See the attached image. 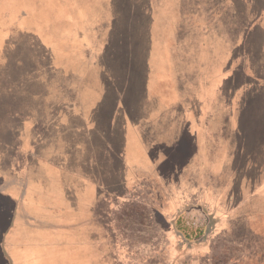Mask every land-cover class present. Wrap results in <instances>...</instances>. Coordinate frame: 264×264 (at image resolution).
I'll return each mask as SVG.
<instances>
[{
  "label": "rangeland",
  "instance_id": "rangeland-1",
  "mask_svg": "<svg viewBox=\"0 0 264 264\" xmlns=\"http://www.w3.org/2000/svg\"><path fill=\"white\" fill-rule=\"evenodd\" d=\"M177 1L0 0V184H11L0 198V264H134L135 251L142 264H264V0H182L178 34ZM71 18L72 35L91 43L76 63L62 33ZM197 18L207 26L199 42ZM210 29L229 40L214 42ZM118 41L143 55L141 72H88L91 54L104 46L108 59ZM170 41L182 69L168 96L149 82V60ZM222 41L233 49L220 52ZM202 43L208 56L190 53ZM78 63L80 77L67 75ZM189 72L198 78L184 82ZM183 133L222 173L212 161L196 184L186 159L165 172L176 181L158 184L150 168L159 157L168 165L164 144ZM161 187L167 208L153 221ZM106 196L110 210L98 203ZM188 215L203 225H185Z\"/></svg>",
  "mask_w": 264,
  "mask_h": 264
},
{
  "label": "crops",
  "instance_id": "crops-1",
  "mask_svg": "<svg viewBox=\"0 0 264 264\" xmlns=\"http://www.w3.org/2000/svg\"><path fill=\"white\" fill-rule=\"evenodd\" d=\"M181 1L182 0L177 1V4L172 9L173 13H176V16H177V22L176 23L174 22L172 24V28L177 27V31H178L177 34L179 33L180 28L182 27L181 31H183L185 25L187 24V22L185 21V17L183 16L184 12H182V5L184 6V4ZM198 13H201V11L199 10ZM202 13H203V11H202ZM71 20H72V18L68 19V20H64V27H63L64 30L62 33L66 34V35H70L69 42H70V44H72V47H70V49L67 51H68V53L70 52L71 56H73L74 59H76L75 57L77 56V60L71 62V63H76V61L80 62L81 59H79V57L82 56L78 52H76L77 50H80L77 47L82 48L80 50L82 53L84 51L83 48L86 50H89L91 48V47H89V44H91V43L89 42L88 39L81 40L79 37H75L72 35L74 30H76V27H75V24L73 22H71ZM193 23L195 25L193 27L197 28L199 31V32H197L198 41L196 40L197 38H194L193 42L202 41L207 36V33H206L207 32L206 31L207 26H206L205 32H204V30L201 27V25H204V23H202L201 21L198 22V18L193 20ZM205 25H206V23H205ZM162 27H164V26H162ZM166 28H167V31L171 34L170 27L166 26ZM214 29H215V26H214ZM65 30H67V31H65ZM164 30H166L165 27H164ZM210 31L212 32L213 35H215L214 42L215 41L218 42L219 40H229L228 38L221 36L220 31H213L211 29H210ZM216 34L218 36H216ZM182 39H183V45H186V40H189V42H192L191 37L183 36ZM222 42H223V45L219 47L220 52L225 53V52H228V50L233 49V47L230 48L229 45L231 43L229 44L228 41H222ZM235 43H237V39L235 40ZM117 44L119 47H109V49L112 52H109L108 59H106L104 57V51H103L104 46H103V48L99 47L101 45L100 42H97V44H94L92 47L94 49V51L101 48L102 53H100V55H99V53L91 54V58H90L91 60H90V63H88L89 66H87L88 72L91 71L95 74V72L97 71V74L103 73L104 76H109L110 78L118 77L122 74H127L128 76L138 75V73H140L142 70V65H143V61H144L143 55L139 54V57H138V54L136 55L132 51V48L131 49L129 48L128 44H125L124 46L121 45V41H118ZM75 48H76V50H74ZM165 50H166V52H162V55H161L162 57L155 56L149 60L150 61L149 75H154L156 77V80H149V82L161 84L163 86V89L166 90L168 96H171L172 92H175L176 90L179 89V84H180L179 81L180 80H174V75L176 72L181 71L182 67L180 68V66H179V52L178 53L176 52V43H175V45L172 46V41L168 42ZM189 50H191L190 53H192L193 55H196V56H200L201 54H205L206 56H208L207 43H205V44L202 43L200 45V48L195 47V48H193V49L191 48ZM164 55H166V61L164 60ZM101 57H103V59H104V66H100L99 69L96 70L97 66H96V64H94V62L101 60L100 59ZM197 61L199 62V58L197 59ZM68 62H70V61H68ZM190 63H191V60L189 59V64ZM183 64H185V65L187 64V60H186L185 56H184ZM78 66H80L79 63L77 65L73 66V68L69 72H67V75L70 74V76H72V77H78L80 75V73H75V68ZM137 66H140V69ZM60 70L63 71L62 68H60ZM157 74L160 75L159 79L157 77ZM190 76H194L196 79L198 78L196 73L189 72V75L185 76V78H183L184 82H186V81L189 82L191 80ZM184 135L185 134L183 133L182 136H180L176 140H174L173 146L164 144L167 147L166 148V155H167L166 162L168 163V165H167L168 169L169 170H177V167H178L179 163L182 162V160L185 161L186 159H190V162L195 164L196 168L201 167L200 169H208L210 171L209 164L212 161H213L214 165L216 163L215 162L216 159L213 156V154L203 155L202 150L200 149V146L197 144V142L195 140L193 141L191 139L190 140L185 139L186 137H183ZM185 140H187V141H185ZM159 147H160V145H159ZM160 148L163 149L162 147H160ZM172 157H173V159H172ZM24 159H25V157H24ZM161 159L164 160L163 158H161ZM161 159L159 157L156 161L155 166H153V165H152L153 167L151 166V168H150L151 172L154 171V170H152L154 167H156V169H157L158 164L160 162H162ZM14 160H15V158H14ZM21 161H22V159H21ZM214 171L216 172V175H215L216 177L222 173V171L220 170V166H219L218 162L214 166ZM4 173L5 172H2L0 174L3 175ZM10 173L12 175H10L9 177L8 176H6V177L2 176V177L7 178V179H11L13 177V175L15 176V173H13L12 171H10ZM175 173H176V171L174 172V174ZM146 176L147 175L145 173V175L142 177H146ZM121 183H122V181H118L116 183V186L121 187ZM4 184H5V186L3 185V183L0 184V198H1V194L3 195L4 192H6L3 190L8 185H11V184H9V182L4 183ZM115 193H117V192H115ZM94 200L96 201L97 199H94ZM106 200H107V196L105 198H103L101 201L98 200L100 208L104 206V203ZM120 204H121V202H120ZM111 207H112V204L109 203V204H107L105 209L110 210ZM105 209H104V211L100 212L102 219L105 216ZM20 223H21V221H20ZM10 228H11V226L8 227V230ZM107 228H109V227H107ZM109 230H110V228H109ZM10 246L13 247V245H11V244H10ZM14 247L16 248V245ZM14 247L12 249H14ZM17 258H20V255H18Z\"/></svg>",
  "mask_w": 264,
  "mask_h": 264
},
{
  "label": "trees",
  "instance_id": "trees-1",
  "mask_svg": "<svg viewBox=\"0 0 264 264\" xmlns=\"http://www.w3.org/2000/svg\"><path fill=\"white\" fill-rule=\"evenodd\" d=\"M182 9L185 11V7L182 5ZM186 12V11H185ZM187 13V12H186ZM187 17L185 16V21L187 22ZM165 156H167V155H165ZM254 157V156H253ZM165 158V157H164ZM204 165V164H203ZM201 168V167H200ZM200 168H196V170H194V174H192V175H194V179L196 180V179H199V181H196L195 183L196 184H198L197 182H203V181H205V183H206V179H208L209 177H210V171L208 170V169H200ZM157 171V172H156ZM166 171H169V169H168V166H165V164H163L162 162H160L159 164H158V167H157V169L155 170L154 169V171H152V172H149L150 173V176H151V178H152V176L154 177V179L156 180V182L158 183V184H163L160 180H162V179H164V180H170V179H173L174 177H171V175H169V174H166L165 172ZM148 173V174H149ZM157 173V177L155 176V174ZM150 176H148V177H150ZM219 176V175H218ZM147 177V176H146ZM142 178H145V177H142ZM140 179H141V177H140ZM174 180L176 181V179L174 178ZM149 181H152V179H149ZM173 181V180H172ZM172 182L171 181H168V186H170V184H171ZM204 183V184H205ZM137 185H139V186H141V185H144V181L143 180H141V181H136V183H135V187L137 186ZM168 188H170V187H168ZM126 191V190H125ZM166 191V189H165V187H161L159 190L157 189V191H155V194H153L152 193V195H154L153 196V202L155 203L156 202V204H159V205H155V204H151L152 206H151V211H150V213H151V216H152V219H153V221H154V218L156 217V216H158V213L159 212H162V211H164V209H166L167 208V203H166V201L168 202V198H167V193L165 192ZM137 193V192H136ZM166 193V194H165ZM155 195H157L156 197H155ZM164 198H166V200H164ZM110 203V201L109 200H106L105 201V203H104V205L105 206H107V204H109ZM157 214V215H156ZM155 215V216H154ZM242 215V214H241ZM241 215H237L236 216V219H238ZM255 216H257L256 214H254V213H250V214H248L247 216H246V218H245V221L247 222V224H251L252 222H254L253 220H254V218H255ZM152 219H149V220H152ZM125 240V239H124ZM127 252V251H126ZM129 253H130V255H132V251H128ZM136 254H137V251H135V253H134V256H133V259H134V264H142L141 263V261L140 260H137V258H135L136 257ZM127 255H129V254H127ZM139 258H141V255L139 256Z\"/></svg>",
  "mask_w": 264,
  "mask_h": 264
},
{
  "label": "built area",
  "instance_id": "built-area-1",
  "mask_svg": "<svg viewBox=\"0 0 264 264\" xmlns=\"http://www.w3.org/2000/svg\"><path fill=\"white\" fill-rule=\"evenodd\" d=\"M184 219V223L185 225H191L194 228H198L201 227L203 225V216L202 215H198V217H192L190 215L187 216V219L185 217H183Z\"/></svg>",
  "mask_w": 264,
  "mask_h": 264
}]
</instances>
